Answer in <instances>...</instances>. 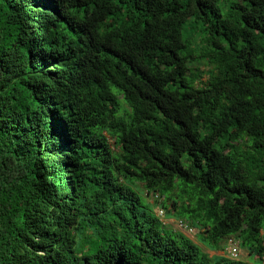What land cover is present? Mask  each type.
I'll list each match as a JSON object with an SVG mask.
<instances>
[{
  "label": "trees",
  "instance_id": "16d2710c",
  "mask_svg": "<svg viewBox=\"0 0 264 264\" xmlns=\"http://www.w3.org/2000/svg\"><path fill=\"white\" fill-rule=\"evenodd\" d=\"M263 260L264 0H0V264Z\"/></svg>",
  "mask_w": 264,
  "mask_h": 264
},
{
  "label": "rangeland",
  "instance_id": "374dc122",
  "mask_svg": "<svg viewBox=\"0 0 264 264\" xmlns=\"http://www.w3.org/2000/svg\"><path fill=\"white\" fill-rule=\"evenodd\" d=\"M198 65H195V66H193V68L192 69H195L196 67H197ZM201 67V66H200ZM139 190H142V188L140 187L139 188ZM146 200H145V202L147 203V204H149V205H155L154 206V213L156 214L160 209H161V207L159 206L160 205V202L162 201L161 199H159V198H155V197H153L152 195H150V196H147L146 198H145ZM155 201H157V203H155ZM168 207H169V209H170V206L169 205H167ZM165 212H166V210H165ZM164 212V213H165ZM165 219H167V218H165ZM172 219V218H171ZM175 221H177V220H175V219H172V220H164V223H165V225H166V227L167 228H169V229H172V230H174V231H177V232H179V233H182L183 235H186V236H188V237H190L191 238V240L196 244V245H198V247H200V249H201V251L204 253V254H207L210 258L211 257H214L215 255L217 256V255H221V256H225L226 258H228V253H227V248H228V246L226 245V247H225V251L224 252H213V251H209L206 247H204L203 245H201L200 243H198V241H196V236H195V233H190L189 234V232H180V231H178L179 229L177 228V226H176V224H175ZM234 240H236L235 238H233ZM238 260H242V261H246L247 260V254H246V252L245 251H241V250H239V256H238ZM262 264H264V260L262 261Z\"/></svg>",
  "mask_w": 264,
  "mask_h": 264
},
{
  "label": "clouds",
  "instance_id": "9594fccd",
  "mask_svg": "<svg viewBox=\"0 0 264 264\" xmlns=\"http://www.w3.org/2000/svg\"><path fill=\"white\" fill-rule=\"evenodd\" d=\"M117 44H121V45H131L132 44V42L131 41H122V42H119V43H117ZM152 195V194H151ZM150 196V195H149ZM153 197H155V198H159V199H161V197H159V195L158 194H153L152 195ZM162 200V199H161ZM154 211V210H153ZM164 212H165V210H162V209H160L155 215L162 221V223L165 225V223H164V220H167V219H165V217H164ZM168 220H172V219H168ZM179 223H182V227L181 226H179ZM175 224H176V226H177V228L179 229L178 231H180V232H189V234L190 233H197V231H195L192 227H189L184 221H181V220H177V221H175ZM165 227H166V225H165ZM177 232V231H176ZM182 234V233H181ZM186 236V235H185ZM186 237H188V236H186ZM189 239H191L190 237H188ZM229 241H232V242H235L236 243V241H234V239H232V238H230V239H228L226 242L229 244ZM227 252H228V248H227ZM230 259V258H229ZM238 260V259H237Z\"/></svg>",
  "mask_w": 264,
  "mask_h": 264
},
{
  "label": "built area",
  "instance_id": "2783aa9c",
  "mask_svg": "<svg viewBox=\"0 0 264 264\" xmlns=\"http://www.w3.org/2000/svg\"><path fill=\"white\" fill-rule=\"evenodd\" d=\"M179 226L182 227V223H179ZM235 242L229 241V247H228V258L232 260H237L239 256V251L235 247Z\"/></svg>",
  "mask_w": 264,
  "mask_h": 264
}]
</instances>
